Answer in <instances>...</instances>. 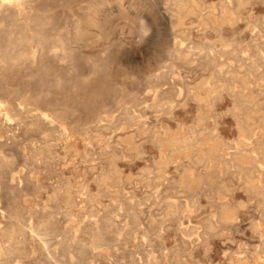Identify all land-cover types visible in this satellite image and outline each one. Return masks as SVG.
I'll return each mask as SVG.
<instances>
[{"label":"rangeland","instance_id":"rangeland-1","mask_svg":"<svg viewBox=\"0 0 264 264\" xmlns=\"http://www.w3.org/2000/svg\"><path fill=\"white\" fill-rule=\"evenodd\" d=\"M30 5L38 16L29 26L46 37L43 49L34 61L0 63V99L23 122L0 115V227L25 225L14 237L25 256L1 264H256L264 206L245 178L264 186V0ZM2 16L12 25L0 24L5 55L11 34L31 37L13 12ZM57 36L69 49L54 55ZM31 46L22 41L13 51ZM179 47L186 59L175 55ZM29 97L51 123L36 119ZM169 136L186 141L174 150L158 145ZM213 143L230 147L219 154L237 147L247 160L224 161ZM224 209L233 220L222 219Z\"/></svg>","mask_w":264,"mask_h":264},{"label":"bare ground","instance_id":"bare-ground-1","mask_svg":"<svg viewBox=\"0 0 264 264\" xmlns=\"http://www.w3.org/2000/svg\"><path fill=\"white\" fill-rule=\"evenodd\" d=\"M31 1H33V0H0V17L2 18L3 16V12L5 11V9H7V10H9V11H11V12H13V15L15 16V18H16V20H23L24 21V26H25V29H29L30 30V37L31 38H26L25 40L24 39H22L20 36H17V35H14V34H11L10 36H9V40H8V47H9V52L8 53H6L5 55H0V63H4L5 61H6V59L8 58V59H10L12 62H17L18 61V59H20L21 57H29V58H31L33 61H34V59H36L35 58V54H36V52L38 51V49H43V46H44V43H46V37H44L43 35H41V34H39V33H37V32H34L33 30H31V28H30V23L31 22H33L34 20H36V18H37V16L38 15H36L35 13H34V11H33V8H32V6L30 5V2ZM185 0H178V2L180 3V5H181V7L183 6L182 4H183V2H184ZM86 8V7H85ZM150 9V8H149ZM181 10V9H180ZM10 15V14H9ZM81 15V14H80ZM231 15H232V11L229 9V8H227V7H225L224 9H223V11H222V17H223V19H228V20H230L231 19ZM59 20V19H58ZM3 23V22H2ZM2 23H0V24H2ZM3 25H5L6 27H11L12 25L11 24H4L3 23ZM147 26V25H146ZM146 26H145V24L143 25V31L144 30H146ZM77 28V27H76ZM147 30H148V28H147ZM10 33H11V31H9ZM222 36V35H221ZM34 38H37V43L35 44V45H33V46H31V42L33 41V39ZM52 40L53 41H55L56 42V44H53L52 46H51V53L52 54H54V55H56L58 52H66L67 51V49H69V47L67 46V45H65V43H64V41H63V39L62 38H60V37H53L52 38ZM255 40V39H254ZM22 41H24V42H26L28 45H30L31 47V49H30V51H28V52H25V51H20V52H18V53H14V48H16V46H18V45H21V42ZM214 43V42H213ZM224 43V42H223ZM263 43V42H262ZM184 45V44H183ZM214 45V44H213ZM226 45V44H225ZM185 46H186V44H185ZM188 46V45H187ZM190 46V45H189ZM223 46V45H222ZM34 47H36V48H34ZM181 47V46H180ZM177 48V50H176V54L175 55H177V57H179V58H184V59H186L187 58V56H188V53L186 52L187 50H182L181 48ZM188 49V48H187ZM210 49V48H209ZM223 49V48H222ZM238 49V48H237ZM193 50V49H192ZM240 50V49H239ZM262 50V49H261ZM261 50H260V52H261ZM236 51V50H235ZM232 52V51H231ZM258 52V51H257ZM223 56V55H222ZM246 56H248V55H246ZM262 56H263V54H262ZM176 57V56H175ZM191 57V56H190ZM37 58H38V56H37ZM209 58H210V56H209ZM189 60V59H188ZM36 61V60H35ZM180 61V60H179ZM190 61V60H189ZM264 61V60H263ZM194 62V61H193ZM259 62V61H258ZM189 63V62H188ZM195 63V62H194ZM232 63V62H231ZM199 64V63H198ZM170 65V64H169ZM258 65H260V64H258ZM194 66V65H193ZM262 66V65H261ZM236 67V66H235ZM252 67V66H251ZM234 75V74H233ZM206 82V81H205ZM208 82V81H207ZM242 83V82H241ZM245 89V88H244ZM179 94V93H178ZM228 94V93H227ZM244 94V93H243ZM243 94H242V96H243ZM36 96V95H35ZM38 96V95H37ZM193 96V95H192ZM240 96H241V94H240ZM232 97V96H231ZM236 98V97H235ZM28 100L31 102L30 104L31 105H35L36 107H35V110H37V114L36 115H34L35 117H36V119L38 120V121H47L48 123H51L52 122V120L50 119V115L46 112V111H44V110H42L41 108H39L38 106H37V102L34 100V99H32V98H28ZM26 101V100H25ZM168 101V100H167ZM182 101V100H181ZM220 101V100H219ZM169 102V101H168ZM235 103V102H234ZM239 104V103H238ZM24 105V104H23ZM22 105V106H23ZM1 107H4V111L3 112H1ZM178 107V106H177ZM10 108H11V105H10V102L8 101V100H1L0 99V115L2 116V118L4 119V121H6V122H8V123H11L12 121H17L18 123H22L23 124V122H22V117H21V115H20V113H14V112H11L10 111ZM204 115V114H203ZM52 116L55 118V119H61V114L59 113V112H55V113H52ZM26 117V116H25ZM209 117V116H208ZM105 119V118H104ZM104 119H102L101 118V116H97V117H95V122H100V121H102V120H104ZM250 120V117H247L246 118V121H249ZM106 121L107 122H109V120H107L106 119ZM245 121V122H246ZM106 122V123H107ZM110 123V122H109ZM98 124V123H97ZM100 124V123H99ZM102 124H104V123H102ZM52 125V124H51ZM248 125V124H247ZM29 126H34V122H31L30 123V125ZM99 126H102V125H99ZM104 126H105V124H104ZM86 127V126H85ZM259 127V126H258ZM32 128V127H31ZM246 128V127H245ZM44 129V128H43ZM45 130V129H44ZM104 130V129H103ZM171 130V129H170ZM202 130V129H201ZM240 130L242 131L243 130V125H241V127H240ZM82 131H86V130H82ZM249 131V130H248ZM196 132V131H195ZM145 133V132H144ZM66 134V133H65ZM257 134V133H256ZM218 136V135H217ZM185 137V136H184ZM159 138V137H158ZM243 139H244V136L242 137ZM162 139V138H161ZM216 140V139H215ZM185 141H186V139H178V138H176V137H174V136H172L171 138H170V136H169V138L168 139H164V141H162V140H158L157 142L159 143L158 145L159 146H162L164 143H170L171 145H172V147H173V150H174V146H175V144L177 145L178 143H185ZM220 142V141H219ZM107 143H108V140H107ZM209 143V142H208ZM128 146V145H127ZM142 146V145H141ZM237 146H238V144H237ZM187 147V146H186ZM223 147H225L226 148V150L227 149H229L230 147L229 146H225V145H223V143H213V146H212V149H211V151H212V153L213 154H215V155H217L218 154V157L220 156L221 158H223V160L225 161L226 159H229L228 161H230L231 159H232V156H236V155H239L240 156V158L241 159H243V160H247V156L244 154V153H242L241 151H239L238 150V148L236 147V149H237V151L236 152H232V151H227L226 153H220V154H222V155H220L218 152L223 148ZM252 147V146H251ZM35 149V148H34ZM128 150V149H127ZM171 150V149H170ZM235 150V149H234ZM44 152H45V150H44ZM143 152V151H142ZM264 152V151H263ZM49 153V152H48ZM217 153V154H216ZM250 154V153H249ZM257 154H258V152H257ZM260 154H264V153H259V155ZM215 155L213 156L214 157V159H216L215 158ZM258 155V156H259ZM143 156V155H142ZM257 156V157H258ZM201 156H199V158H200ZM238 157V156H237ZM255 157H256V153H255V151H253V155H251L250 156V158L252 159V160H255ZM261 157H263V156H261ZM209 158H210V156H209ZM249 158V159H250ZM218 159V158H217ZM261 161V160H260ZM260 161L258 160V162L260 163ZM218 162V161H217ZM259 163H257V165L255 166V167H261L262 165H261V163L259 164ZM242 164H246V161H243L242 162ZM186 166V165H185ZM112 167V166H111ZM162 167V166H161ZM243 167V166H242ZM241 167V168H242ZM247 167V166H246ZM252 167V166H251ZM238 169V168H237ZM242 169H245V168H242ZM247 169V168H246ZM259 171V170H258ZM262 171V170H261ZM144 172H145V170H144ZM191 172V171H190ZM189 172V175H191V173ZM103 173V172H102ZM261 174H263V173H261ZM117 176V175H116ZM150 177V176H149ZM151 178V177H150ZM96 179V178H95ZM160 179V178H159ZM147 180V179H146ZM167 180H168V178H167ZM245 183L247 184V186L250 188V189H252V190H254L255 192H258L260 195H261V197H262V202H261V204L260 205H262V207L264 206V186H257L255 183H254V180H253V178L252 177H250L249 175L247 176L246 175V178H245ZM264 183V182H263ZM65 184V183H64ZM148 186V185H147ZM157 186V185H156ZM262 188H263V190H262ZM249 189V190H250ZM251 192V191H250ZM254 192V193H255ZM252 194V193H251ZM254 195V194H253ZM66 200V199H65ZM74 203V202H73ZM171 203V202H170ZM242 204V203H241ZM171 206L173 205V204H170ZM177 205V204H176ZM174 206V205H173ZM225 206V205H224ZM262 207H260V208H262ZM170 208V207H169ZM222 208V207H221ZM240 208V207H239ZM176 209V208H175ZM225 209H228V208H225ZM224 209V210H225ZM169 210V209H168ZM173 210V209H172ZM182 210V209H181ZM1 211V210H0ZM171 212V211H170ZM96 213V212H95ZM177 213H178V211H177ZM21 214V213H20ZM46 214V213H45ZM94 214V213H93ZM172 214H173V212H172ZM171 214V215H172ZM212 214V213H211ZM0 215H1V213H0ZM237 215V214H236ZM173 216V215H172ZM135 217V216H134ZM209 218V217H208ZM233 218H234V215H233V213L232 212H229V211H227V210H225L224 212H223V214H222V219L223 220H225V221H227V220H233ZM46 219H49V218H46ZM63 219V218H62ZM61 219V220H62ZM238 219V218H237ZM21 220V219H20ZM14 221H15V219H14ZM81 221V220H80ZM110 221V220H109ZM24 222V221H23ZM107 221H105V223H106ZM90 223H91V221H90ZM112 223V222H111ZM128 223V222H127ZM184 223V222H183ZM109 224V223H108ZM125 224V223H124ZM18 226V228H16ZM23 226H25L21 221H17V224H16V227L15 228H13L12 227V229H10V230H2V228L0 227V234H1V237H2V239H3V241H0V264L6 259V258H8L9 259V257L12 255V254H19L21 257L22 256H25V251L23 250V249H21V248H19L18 247V244H19V242H16V241H14V237L17 235V234H22L23 232H24V227ZM32 226V225H31ZM86 226V225H85ZM89 226H91L90 224H89ZM259 224H257L256 223V225H255V229H258V231H260L259 230ZM92 227V226H91ZM117 227V226H116ZM194 227V226H193ZM32 228V227H31ZM41 228V227H40ZM75 228V227H74ZM124 228V227H123ZM33 229V228H32ZM100 229V228H99ZM107 229V228H106ZM209 229V228H208ZM210 230V229H209ZM264 230V229H263ZM38 231V230H37ZM104 231V230H103ZM39 232V231H38ZM36 233V232H35ZM41 235H42V231H40L39 232ZM75 233V232H74ZM114 233V232H113ZM97 234V233H96ZM36 235V234H35ZM45 235H50V231H46V232H44V235L43 236H45ZM58 235H60V234H58ZM103 235H104V233H103ZM62 236V235H61ZM38 237H40V235L38 236ZM60 237V236H59ZM93 238V237H92ZM95 238V237H94ZM93 238V239H94ZM63 239V238H62ZM72 239V238H71ZM49 240H51V238H40L38 241L39 242H41V244L44 246V247H51V245L50 246H48V243L47 242H49ZM67 240V239H66ZM73 240V239H72ZM100 239L99 238H95V240H94V242H98ZM206 240V238L204 239V242H206L205 241ZM77 241H78V239H77ZM38 242V243H39ZM74 242H76V241H74ZM74 242H72V243H74ZM107 242V241H106ZM201 242H202V240H201ZM260 242H262V241H260ZM25 243V242H24ZM23 243V244H24ZM57 243H59V241H57L56 242V244ZM62 243V242H61ZM68 243V242H67ZM109 243V242H108ZM52 244V243H51ZM54 244V243H53ZM69 244V243H68ZM80 244V243H79ZM82 244V243H81ZM62 245H64L63 243H62ZM62 245H60V246H62ZM72 245H77L78 246V244H72ZM114 245V244H113ZM42 246V247H43ZM59 246V247H60ZM67 245H64V248L66 247ZM84 246H86V245H83L82 247L83 248H85ZM90 246V245H89ZM92 246V245H91ZM81 247V246H80ZM86 247H88V246H86ZM56 248V247H55ZM67 248V247H66ZM69 248V247H68ZM71 248V247H70ZM44 249V248H43ZM46 250V249H45ZM52 250V249H51ZM71 250V249H70ZM91 250V249H90ZM57 251H60L59 249L57 250ZM92 251V250H91ZM51 253H53V251L51 252ZM59 253H61V251L59 252ZM81 252H79V254H80ZM239 253V252H238ZM54 255H55V253H53ZM51 254H50V252H48L47 253V255H46V257L47 256H50ZM69 255V254H68ZM63 256V255H62ZM74 256V255H73ZM263 256V257H262ZM262 256H258V262H256V264H264V255H262ZM23 258V257H22ZM51 258V256L49 257V259ZM231 258V257H230ZM70 260V259H69ZM152 261V260H151ZM27 262V261H26ZM72 262V261H71ZM153 262V261H152ZM24 263H25V261H24ZM90 264H92V262H90ZM154 264H158V263H156V262H154ZM229 264V263H228ZM231 264H248V263H246L245 261H242L240 258H238V260L236 261V262H231Z\"/></svg>","mask_w":264,"mask_h":264}]
</instances>
